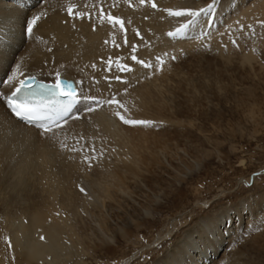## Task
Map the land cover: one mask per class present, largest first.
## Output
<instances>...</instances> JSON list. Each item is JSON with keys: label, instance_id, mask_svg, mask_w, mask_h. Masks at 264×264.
Here are the masks:
<instances>
[{"label": "bare ground", "instance_id": "1", "mask_svg": "<svg viewBox=\"0 0 264 264\" xmlns=\"http://www.w3.org/2000/svg\"><path fill=\"white\" fill-rule=\"evenodd\" d=\"M94 1L0 0V81H5L19 64L21 71H31L50 82H53L50 74L58 70L64 78L83 81L82 85L77 83L81 91L106 96L109 85L103 77L120 74L128 83L113 80L111 88L118 91L126 114L156 120L159 107L165 106L158 98V70H147L131 61L129 45L137 47L138 58L155 64V57H166L177 39L167 36L177 23L164 15L162 7L152 9L147 2L141 5L139 0H131L130 4L128 0H104L106 13L111 11L126 21L129 45H124L118 27L113 29L96 18L73 19L67 15L69 4H75L76 10L98 16L101 5ZM165 1L172 9L180 2ZM228 3H223L225 7L222 5L220 13L228 9ZM44 13L34 36L27 34V21ZM216 19H219L217 13ZM202 30L206 26L200 22L188 34L202 35ZM211 33L217 35L218 28L213 27ZM113 39L121 45L119 48L112 45ZM187 40L180 44L191 45ZM117 56L133 68L131 73H119L115 67L112 72L105 71L102 58ZM93 63L96 69L90 67ZM6 89L7 85L0 83V252L5 250L8 264H65L84 251L87 234L82 231L85 222L81 215L98 221L99 232L106 239L107 202L116 200L124 184H144L157 171V165L150 168L149 164L157 161L159 151L141 154L140 144L148 133L143 129H128L113 115L115 109L102 107L85 119L70 122L59 133L74 139L63 150L66 156H62L42 132L13 117L6 107ZM81 135L84 140L77 143ZM92 145L95 152L90 150ZM85 156L91 165L101 168L103 176L91 174ZM75 175L88 191L86 195L75 188V183L73 186ZM241 204L244 206L246 200L212 208L176 233L146 264H221L222 261L234 264L240 253L230 247L232 235L241 225L237 221L244 219ZM250 210L253 213V208ZM41 236L45 239L41 240Z\"/></svg>", "mask_w": 264, "mask_h": 264}, {"label": "rangeland", "instance_id": "2", "mask_svg": "<svg viewBox=\"0 0 264 264\" xmlns=\"http://www.w3.org/2000/svg\"><path fill=\"white\" fill-rule=\"evenodd\" d=\"M179 1L182 3L173 9L199 8L210 2ZM155 2L161 11L172 7L165 0ZM224 2L229 7L220 13ZM206 19L211 20L206 31L218 28L210 46L193 39L198 35L188 34L175 39L163 57L156 84L165 106L159 107L157 121L125 125L148 133L140 153L159 151L157 161L149 164L150 168L157 165V171L146 179L147 185L120 186L116 200L107 202L106 239L99 232L98 221L81 215L85 222L82 231L87 234L84 251L65 264H146L176 233L212 208L242 199L246 200L241 204L244 219L237 221L241 225L232 235L234 246L230 247L240 254L233 263L264 264V25L259 23L264 20V0H216L211 16L201 18V26ZM173 21L176 26L181 22ZM231 38L239 47L232 45ZM186 40L191 45L180 44ZM173 55L175 61L170 58ZM61 134L50 140L66 156L63 150L74 139ZM89 171L94 177L104 175L97 166L91 165ZM75 177L73 186L75 183L80 190L83 184ZM5 254V250L0 252V264H8Z\"/></svg>", "mask_w": 264, "mask_h": 264}, {"label": "snow or ice", "instance_id": "3", "mask_svg": "<svg viewBox=\"0 0 264 264\" xmlns=\"http://www.w3.org/2000/svg\"><path fill=\"white\" fill-rule=\"evenodd\" d=\"M128 2L130 4L131 0H128ZM146 2L150 3L152 9H157L158 6L155 0H139L141 5H144ZM215 3L216 0H210L206 6L199 8L183 7L178 9H163L162 11L166 12L168 17L181 21L174 30L167 32V36L170 38H182L187 36L190 29L200 24L201 17L211 16ZM97 4H100V0H97ZM113 6L115 5L113 4L110 7ZM76 8L77 6L75 4H69L66 9L67 15L73 19L88 18L91 20L96 18L101 23L107 22L113 29L118 27L121 33H123V44L129 45L127 28L125 26L126 21L123 18L113 15L111 11H107L106 13L103 6L99 7L98 16H96V13L90 15L88 12H82L76 10ZM44 15H46V13L33 16L27 21V34L34 36L35 30L38 28V22L43 19ZM145 19H147V17H145ZM259 23L264 25V20L259 21ZM210 24V19L204 21L206 27ZM74 26L75 25H73V27ZM95 28L96 25H93V30H95ZM240 28L243 30L244 26L240 25ZM136 35H140L138 29L136 30ZM212 35L213 33L210 31L202 30V35L198 34V36L193 37V39H200L202 46L208 47L210 46ZM105 43L107 44L108 41H105ZM231 43L233 46L239 47L235 38H231ZM112 45L116 48L121 46L115 39L112 40ZM129 46L132 53L130 57L131 61L143 66L144 69L162 70L165 63L162 56H156L154 64L151 61L138 58L136 54L137 47L135 45ZM224 47L226 49L227 45H224ZM48 51H51V49H48ZM165 55H167V53H165ZM176 59L177 56H171V60L175 61ZM102 61L106 72H112L113 67H115L119 73H131L133 71V68L128 63L122 62V58L119 56L115 58L109 57L107 60H103L102 58ZM90 67L96 69L97 65L93 63ZM50 75L53 77V82H44L31 74V71L27 73L21 71V66L17 64L12 69L11 74L7 76V79L5 81H0V83L7 85L5 99L8 108L11 110V114L19 120L37 123L38 131L42 132L46 138L51 139L56 137L57 133L66 130L70 122L85 119L102 107L115 109L113 115L123 125L138 126L154 124V122L150 120L132 119L127 116L125 105L122 103L121 99L118 98V91H113L111 88L113 80L124 84L128 83L120 74H114L111 77L105 75L103 77L109 85L108 94L106 96L93 94L91 91L87 93L81 91L79 87H74L72 80L62 77L61 72L58 70H53ZM93 79H95V77H93ZM77 83L82 85L83 81ZM96 83H99V81H96ZM124 91L127 92V89ZM81 140H84L82 135L76 142L80 143ZM72 150L82 151L83 149ZM90 150L91 152H95V146L92 145ZM84 159L89 163V167H91L89 157L85 156ZM80 191L83 193L85 189L81 187ZM40 239L43 240L45 238L41 236ZM237 246L239 247V242H237ZM221 264H226V262L222 261Z\"/></svg>", "mask_w": 264, "mask_h": 264}]
</instances>
